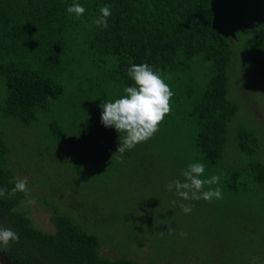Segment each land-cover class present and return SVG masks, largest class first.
<instances>
[{
  "label": "rangeland",
  "instance_id": "374dc122",
  "mask_svg": "<svg viewBox=\"0 0 264 264\" xmlns=\"http://www.w3.org/2000/svg\"><path fill=\"white\" fill-rule=\"evenodd\" d=\"M252 1L264 9V0ZM88 40L86 34L74 41L80 45L70 53L66 73L58 79L63 94L38 111L34 122L25 125L0 112L7 166L16 179L28 178L30 195L20 210L43 232H53L54 210L70 216L97 235L101 255L113 259L131 258L137 264H264V185L251 184L239 197L227 187L228 183L239 186L241 194L248 163L264 164V83L255 77L248 61L237 55L231 69L228 97L238 112L228 125L225 158L201 177L220 176L219 184L206 185L204 190L219 187L222 199L184 201L174 189H165L174 179L184 180L181 170L189 163L202 162L193 148V130L178 116L183 109L177 110L174 103L173 110L170 105L174 119L169 118L165 128L162 122L167 117L160 122L162 133L171 134L163 146L155 140V132L150 142L137 144L145 149H136L138 156L131 153L121 160L120 153L103 148L100 105L112 100L113 60L91 56L93 51L84 47ZM85 54L92 59L84 60ZM26 60L35 62V56L30 54ZM36 61L33 67L41 70V60ZM5 97L0 75V105ZM52 126L64 134L53 135ZM237 132L257 139V154L248 157L235 150L232 143ZM235 171L241 175L231 180L230 173ZM29 199L35 204H28ZM180 203L192 205V211L185 214ZM169 224L174 233L166 231Z\"/></svg>",
  "mask_w": 264,
  "mask_h": 264
},
{
  "label": "trees",
  "instance_id": "16d2710c",
  "mask_svg": "<svg viewBox=\"0 0 264 264\" xmlns=\"http://www.w3.org/2000/svg\"><path fill=\"white\" fill-rule=\"evenodd\" d=\"M74 2L85 8L79 18L66 11ZM105 5L112 14L108 27L98 28L93 21ZM263 10L252 0H0V75L6 88L0 112L25 125L34 122L38 111L63 94L58 79L66 73L70 53L80 45L74 41L87 34L86 51L113 60L111 101L124 95L125 87L134 86L128 68L149 64L174 93L169 102L173 110L174 103L177 110L183 109L178 116L193 130V148L205 170L217 167L225 158L228 125L238 112L228 97L236 56L247 60L264 83ZM30 54L35 62L26 60ZM91 56L83 55L84 60ZM36 60H41V70L33 67ZM166 117L164 128L169 118L174 119V111ZM111 127L103 128L105 139L99 142L116 152L124 133ZM161 130L159 125L155 140L163 146L171 134ZM52 134L64 133L52 126ZM232 145L248 157L259 150L257 139L245 132H237ZM136 149L145 150L136 145L122 156H138ZM245 171L241 194L239 186H227L237 197L251 184L264 185L263 163L249 162ZM230 175L237 180L241 173ZM16 180L0 135V187L10 190ZM25 198L22 192L0 198V226L19 234L18 243L0 249L15 264H137L131 258L102 256L97 235L57 210L50 219L53 232L36 229L20 210Z\"/></svg>",
  "mask_w": 264,
  "mask_h": 264
},
{
  "label": "clouds",
  "instance_id": "9594fccd",
  "mask_svg": "<svg viewBox=\"0 0 264 264\" xmlns=\"http://www.w3.org/2000/svg\"><path fill=\"white\" fill-rule=\"evenodd\" d=\"M69 14H75L77 18L84 14L85 8L79 3H73L67 7ZM100 16L93 23L98 28L108 27L107 18L111 16L110 6L105 5L99 9ZM127 74L134 82V86H127L123 89L125 93L115 101L103 102L100 107L101 122L105 127H114L117 133H124L119 137V147L116 152L122 154L126 150H131L138 143L150 139L164 117L170 112V99L174 93L165 82L159 71H154L147 64L132 65L127 70ZM205 172V165L202 162L189 163L185 169L181 170L184 180L174 179L165 185V189L172 192L184 201L201 200L211 202L213 199H222V190L208 188L206 185L219 184L220 176L213 175L211 178L202 179ZM28 178L17 179L14 187L10 190L0 187V198H11L17 192L30 195L28 188ZM28 204H35V200L29 199ZM180 209L188 214L192 211V205L180 203ZM169 234L175 232V228L169 224L167 230ZM163 235V233H158ZM181 236L186 233L181 232ZM19 242V234L11 228L0 227V245L8 247L10 243Z\"/></svg>",
  "mask_w": 264,
  "mask_h": 264
},
{
  "label": "water",
  "instance_id": "95a60500",
  "mask_svg": "<svg viewBox=\"0 0 264 264\" xmlns=\"http://www.w3.org/2000/svg\"><path fill=\"white\" fill-rule=\"evenodd\" d=\"M0 264H15L0 251Z\"/></svg>",
  "mask_w": 264,
  "mask_h": 264
},
{
  "label": "flooded vegetation",
  "instance_id": "af4514ba",
  "mask_svg": "<svg viewBox=\"0 0 264 264\" xmlns=\"http://www.w3.org/2000/svg\"><path fill=\"white\" fill-rule=\"evenodd\" d=\"M29 218V217H28ZM1 227V226H0ZM0 251L2 252V250L0 249ZM3 253V252H2ZM4 254V253H3ZM5 255V254H4ZM6 256V255H5Z\"/></svg>",
  "mask_w": 264,
  "mask_h": 264
}]
</instances>
